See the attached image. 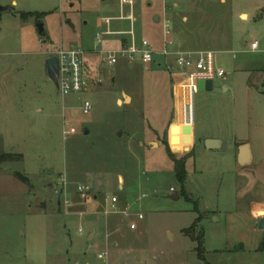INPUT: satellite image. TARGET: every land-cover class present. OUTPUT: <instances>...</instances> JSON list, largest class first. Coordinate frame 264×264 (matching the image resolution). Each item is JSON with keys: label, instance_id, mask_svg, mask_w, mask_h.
I'll use <instances>...</instances> for the list:
<instances>
[{"label": "rangeland", "instance_id": "obj_1", "mask_svg": "<svg viewBox=\"0 0 264 264\" xmlns=\"http://www.w3.org/2000/svg\"><path fill=\"white\" fill-rule=\"evenodd\" d=\"M120 1L0 0V158L10 156L0 163V264H205L183 233L200 217L208 264H264V0H134L138 43L161 46L169 19L180 48L214 53L228 75L194 95L192 114L180 80L157 66L94 57L102 83L86 94L62 96L48 80L45 60L95 48L104 18L131 31L117 20ZM207 140L224 147L209 152ZM166 143L191 156L189 201ZM238 144L252 148L251 165H238Z\"/></svg>", "mask_w": 264, "mask_h": 264}, {"label": "built area", "instance_id": "obj_2", "mask_svg": "<svg viewBox=\"0 0 264 264\" xmlns=\"http://www.w3.org/2000/svg\"><path fill=\"white\" fill-rule=\"evenodd\" d=\"M133 5L134 0H121L120 17L117 19L121 22L130 23L132 27L130 32H113L111 25L115 19L104 18V28H101V31L96 34V44L98 46L104 43L106 37H116L120 39L118 47L94 51H87L79 46L61 47L50 56L57 57L59 61L58 87L60 93L62 96L86 94L91 91L94 83H102L99 70L96 68L95 71H92L87 66V57L95 54L99 56L100 65L116 66L124 61L128 64L138 62L146 70H150L153 66L164 68L169 75L180 80V92L188 98L185 110L189 108L188 110L192 114L193 98L198 92V83L200 81L214 82L215 79L224 81L227 74L225 71L215 68L214 53L179 49L169 19L165 24V39L161 46H154L146 40L138 43L134 33L136 19L132 13ZM126 37H129V39ZM258 48V43L251 44V51L256 52ZM80 111L84 115H88L92 111L90 102L85 101ZM75 114L77 115L78 112H75ZM191 122L193 124V120ZM62 186H66V183L63 182ZM89 190V187L78 189L80 193L83 191L89 192ZM61 193L64 194L63 191ZM107 201H111L112 207H116L118 203L115 197L111 200L107 199ZM64 205H68L67 200ZM138 217L140 220L143 219L141 215ZM131 228L135 229V226L132 225Z\"/></svg>", "mask_w": 264, "mask_h": 264}, {"label": "water", "instance_id": "obj_3", "mask_svg": "<svg viewBox=\"0 0 264 264\" xmlns=\"http://www.w3.org/2000/svg\"><path fill=\"white\" fill-rule=\"evenodd\" d=\"M7 11V8L0 6V13ZM37 31L41 38H44L45 35V29L43 24L39 23L37 25ZM45 66H46V73L47 78L52 83L58 85V78H59V61L57 57H48L45 60ZM214 90V82L213 81H200L198 83V92H211ZM192 134V133H191ZM192 143V140L189 144ZM220 145V142L217 140H207L206 141V149L207 150H214L218 148ZM238 164L241 167H246L252 164V157L250 154V146L248 144L242 145L239 148V155H238ZM19 177H21L19 175ZM173 199H177V197H173ZM255 229L261 232H264V217H261L258 222L255 225ZM95 231L92 233V235L89 237L88 241L91 242L94 239Z\"/></svg>", "mask_w": 264, "mask_h": 264}, {"label": "trees", "instance_id": "obj_4", "mask_svg": "<svg viewBox=\"0 0 264 264\" xmlns=\"http://www.w3.org/2000/svg\"><path fill=\"white\" fill-rule=\"evenodd\" d=\"M31 16H32L31 14H23V15H21V19H23L24 21H27ZM39 18L40 17H38V19ZM166 149L168 151L170 160L173 162L176 179H177L178 183L181 185V195L183 197H185L186 200L189 201L190 198L187 196L186 191H185V183L187 180L186 163H187V160L191 156L189 155V156L183 157L181 159H177L172 153H170V150L167 147V143H166ZM9 160H10V156L4 155L0 158V163H5ZM200 221H201V217L198 220H196V222L194 223V225L190 229L184 230L183 233L185 235L189 236L192 239V241L197 243L198 248L196 250L198 252V258L202 262H204L205 264H208L206 261V258H205V250H204V243H203V237L204 236L195 237V235H194V231H195L197 225L200 223ZM261 248L264 250V244Z\"/></svg>", "mask_w": 264, "mask_h": 264}, {"label": "crops", "instance_id": "obj_5", "mask_svg": "<svg viewBox=\"0 0 264 264\" xmlns=\"http://www.w3.org/2000/svg\"><path fill=\"white\" fill-rule=\"evenodd\" d=\"M135 16V15H134ZM247 16V15H246ZM135 19H136V22H137V18L135 17ZM175 41H176V39H175ZM112 42V44H113V46H111L110 45V43ZM119 43H120V39L119 38H116V37H106L105 38V41H104V43L102 44V45H97L95 48H93V49H85V50H87V51H94V50H106V49H111V48H116V47H118L119 46ZM176 45H177V47L179 48V49H182V48H180L179 47V45L177 44V42H176ZM101 46V47H100ZM157 47H159V46H157ZM182 50H184V49H182ZM187 51H204V50H187ZM98 55H90V56H88L87 57V66L89 67V69H91L92 71H95V69H96V67H95V65L93 64V62H94V57L96 58ZM121 63V62H120ZM119 63V64H120ZM227 77H228V75H227ZM227 80V78L224 80V82ZM224 90L225 91H229V88L227 87V86H225L224 87ZM180 95H181V92H180ZM171 131H169V134H171L170 132H172V128L170 129ZM169 134H168V136H169ZM182 139H184L183 137H181L180 136V142L183 144L184 143V141L182 140ZM185 140V139H184ZM191 140H192V143L191 144H193V146H195V144L198 142L197 141V137H196V134H195V129H194V124H192V135H191ZM171 141L173 142V140L171 139V137L169 138V143H171ZM218 141V140H217ZM220 142V145H219V147L218 148H216V149H214V150H207V151H209V152H211V151H218V150H221L223 147H224V143L223 142H221V141H219ZM149 144V146H151V147H153V145H154V143L153 142H149L148 143ZM157 145L159 146L160 144L157 142ZM242 145H245V144H238L237 145V148H240ZM250 146V145H249ZM250 154H251V157H252V163H253V153H252V148L250 147ZM238 155H239V152H238V154H237V162H238ZM239 165V164H238ZM240 166V165H239ZM187 177H188V174H187ZM186 183H187V180H186ZM186 183H185V185H186ZM120 189H121V187H120ZM89 204H92L91 206H93V205H96L97 206V208H100V204L99 203H89ZM118 204H120L121 206H122V204L121 203H118ZM125 205V204H124ZM124 207V206H123ZM253 211V210H252ZM251 211V212H252ZM260 219V218H259ZM107 222H109V218H108V220L106 221V223ZM258 231V230H257ZM259 232H261V231H259ZM97 234H95V236H96ZM94 236V237H95ZM94 240V239H93Z\"/></svg>", "mask_w": 264, "mask_h": 264}]
</instances>
